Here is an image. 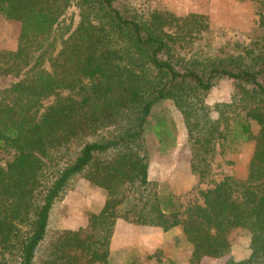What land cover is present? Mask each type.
Returning <instances> with one entry per match:
<instances>
[{"label":"trees","instance_id":"1","mask_svg":"<svg viewBox=\"0 0 264 264\" xmlns=\"http://www.w3.org/2000/svg\"><path fill=\"white\" fill-rule=\"evenodd\" d=\"M251 1L259 18L250 41L209 54L195 48L211 30L203 13L124 11L117 0H0V13L20 23L16 49L0 50V75L17 77L0 90V150L13 151L0 166V264H108L118 219L163 231L181 227L192 246L189 264L226 255L228 233L244 228L251 253L226 264H264V0ZM72 5L79 19L64 37L58 23ZM224 77L240 97L215 104L212 118L205 98ZM162 100L182 116L199 181L217 147L224 154L252 142L247 176L197 187L201 201L183 209L171 194L162 201L148 192L144 133ZM151 130L166 149L165 119ZM87 136L73 156L52 163L54 152ZM78 177L105 191L103 206L87 213L86 226L49 236L51 209Z\"/></svg>","mask_w":264,"mask_h":264},{"label":"rangeland","instance_id":"2","mask_svg":"<svg viewBox=\"0 0 264 264\" xmlns=\"http://www.w3.org/2000/svg\"><path fill=\"white\" fill-rule=\"evenodd\" d=\"M121 9L138 10L164 9L176 15H185L189 12L207 15L210 23V32L203 34L197 40L195 48L211 54L226 44L245 45L250 41V35L257 26L259 18L258 5L251 0H117ZM79 19V9L72 5L62 14L57 31L64 32V37L73 30ZM20 23L6 19L0 13V50H15L17 46ZM45 66H47V63ZM17 80L13 75H0V90L7 88ZM68 90H61V95L68 94ZM240 93L234 81L228 77L220 79L208 92L205 102L210 106V116L218 117L215 104L238 101ZM55 96H49L41 101L42 111L50 105ZM229 114V113H228ZM231 114V113H230ZM150 127L144 133V141L148 155V192H155L164 201L171 194L173 202L181 209L189 204L200 202L201 197L197 187L206 189L214 181L225 175L245 178L248 173L249 160L253 150V143L233 145L235 152L215 154L206 179L199 181L197 173L192 171L191 163L196 153L195 147L187 139L186 129L180 112L171 101L156 102L152 113L148 117ZM165 119L170 137L168 147L162 150L163 145L153 134L151 126L157 120ZM252 123L253 133H257L258 126ZM92 136L73 139L67 148L53 153L52 163L62 164L66 152L74 155L84 141ZM12 150H0V166L11 160ZM105 191L87 182L82 177L72 179L70 186L54 203L49 217L48 235L60 229H77L87 224V213L98 212L103 206ZM163 204V203H162ZM101 205V206H100ZM120 231L116 238L113 234L111 242H117L110 247L108 264H189L192 246L185 239L181 227L178 233L170 231L164 233L162 228L150 225H137L119 219ZM116 225V223H115ZM116 226L114 227L115 231ZM173 234V235H172ZM229 251L226 255L211 258L202 257L201 264H226L228 259L240 261L246 259L250 253V234L244 228H233L227 235ZM111 246V245H110Z\"/></svg>","mask_w":264,"mask_h":264},{"label":"crops","instance_id":"3","mask_svg":"<svg viewBox=\"0 0 264 264\" xmlns=\"http://www.w3.org/2000/svg\"><path fill=\"white\" fill-rule=\"evenodd\" d=\"M101 206V205H100ZM127 222V221H126ZM116 228H115V231H114V235H115V237L113 236V238H116V235H117V233L120 231V222H119V219L116 221ZM163 231V230H162ZM170 231H173V233H178V232H180V230H179V228L177 227V226H175V227H173V228H171L170 230H168V231H163L164 233H168V232H170ZM173 235V234H172ZM116 240V239H115ZM113 241V242H111L110 243V247L112 248V246H113V244L114 245H116V241Z\"/></svg>","mask_w":264,"mask_h":264}]
</instances>
